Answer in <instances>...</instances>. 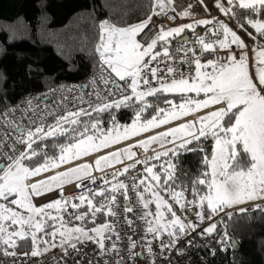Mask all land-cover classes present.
Masks as SVG:
<instances>
[{
	"label": "snow or ice",
	"instance_id": "6c2138e0",
	"mask_svg": "<svg viewBox=\"0 0 264 264\" xmlns=\"http://www.w3.org/2000/svg\"><path fill=\"white\" fill-rule=\"evenodd\" d=\"M172 3L151 0L146 19L133 24L94 22L92 54L98 71L85 85L60 89L78 91L70 101L73 107L62 101L38 113V105L27 99L26 108L17 105L0 112V253L16 256L20 241H31L25 257L55 247L67 253L65 245L78 252L77 244L91 241L99 255L119 256L117 226L121 218L133 226L128 213L142 221L140 239L146 243L140 246L150 256L153 241L162 253L171 250L206 219L214 222L197 235L212 236L223 225L215 243L226 251L230 238L224 217L230 220V209L246 213L249 209L240 205L264 200V0H215L225 19L212 16L167 30L153 24L154 15L174 10ZM199 3L204 5V0ZM204 8L211 15L208 6ZM190 9L178 15L187 18L193 15ZM197 25L211 27L200 35ZM154 29L155 36L143 43ZM186 29L195 37L192 47L182 36ZM239 33L250 39L251 48ZM176 37L180 39L173 49L169 38ZM121 109L132 111L130 123L117 118ZM25 118L28 123H21ZM189 153L198 158L197 172L181 164V156ZM61 167L63 171L54 172ZM48 172L54 174L35 179ZM98 181L99 186L92 187ZM73 183L87 189L75 197L79 203L63 194L64 186ZM56 190V199L36 205L35 198ZM121 203L122 213L117 211ZM252 210L264 212V205L254 204ZM98 215L114 219L97 224ZM89 222L96 226L87 228ZM127 239L128 258L134 261L142 253L134 251L136 240ZM194 239L187 245L199 247ZM115 264H124V258Z\"/></svg>",
	"mask_w": 264,
	"mask_h": 264
},
{
	"label": "trees",
	"instance_id": "16d2710c",
	"mask_svg": "<svg viewBox=\"0 0 264 264\" xmlns=\"http://www.w3.org/2000/svg\"><path fill=\"white\" fill-rule=\"evenodd\" d=\"M214 3L215 0H204L209 11ZM150 4L151 0H0V110L53 85L85 83L98 70L92 54L94 22L110 19L121 25L125 21L137 23L146 19ZM207 27L197 25L195 31ZM249 30L255 34L254 29ZM184 35L194 37L187 29ZM240 35L252 45L244 33ZM169 98L178 102V97ZM161 106H164L162 100ZM132 117L130 109L117 113L121 123H130ZM55 151L51 150L50 154ZM180 160L193 173L200 168L197 156L192 153L181 156ZM73 202L79 203L76 199ZM84 210L86 206L80 209ZM105 219L111 217L98 215L96 223L102 224ZM224 220L228 237L235 242L231 251L223 253L228 264H264V212L241 213ZM94 225L89 222L86 227ZM218 226L220 230L223 227ZM18 243L17 255L30 254V240ZM195 243L204 250L198 240ZM3 257L7 256L0 253V258ZM221 260L212 259L210 264H223Z\"/></svg>",
	"mask_w": 264,
	"mask_h": 264
},
{
	"label": "built area",
	"instance_id": "2783aa9c",
	"mask_svg": "<svg viewBox=\"0 0 264 264\" xmlns=\"http://www.w3.org/2000/svg\"><path fill=\"white\" fill-rule=\"evenodd\" d=\"M189 5H191L190 10L193 15L187 18H181L178 14L185 10H188ZM171 9H174V10H169L166 16L161 15L157 17L154 15L153 24H156V25L163 24L165 26V30H167V28H170V27H176L182 24L193 23L194 20L199 21L202 19H210L212 16H216V17H219L220 19H224L223 16L219 13V11L213 5L211 6V10H210L211 15H209L207 12H205V8L199 3L198 0H173ZM169 16H173L176 18L175 20H170L168 19ZM208 27H211V26L209 25ZM149 28H152V24L149 25ZM147 31L148 29H145V32ZM156 31H158V29H154L151 33H149V39H145L142 42L143 43L150 42V38L155 36ZM195 32L200 35H205L206 30L203 29L201 31V29H197ZM210 35L211 34L208 33V35L206 36V39L210 37ZM141 36H143V33H141ZM183 37L189 40L188 46L192 47L193 46L192 41H194L195 37H190L188 35H184ZM242 38L244 37L242 36ZM137 39H140V37L138 36ZM179 39L180 37L175 39L172 42L173 49L177 47V40ZM245 43L248 44L246 40H245ZM261 43H264V41H261ZM219 54L221 56L224 55L222 51ZM207 58L211 59L213 57L207 56ZM161 67H163V65H161ZM182 67L186 68V66H182ZM161 75H163V73H161ZM89 79L83 84L62 83L60 85L48 88L45 91L36 92L34 94L29 95L22 101H19V102H16L14 104L7 106L6 108L0 110V112L5 111L9 107H16L17 105H19L20 108H26L27 104L25 103V101L27 99H32V103L34 106L38 105V108H37L38 113L41 110H47L46 106L47 108L55 109L57 108V105L60 104L62 101L64 104H67L69 108H71L73 107V105L70 101L72 97L78 95V91L74 89L72 92L62 93L60 91L61 86L70 87L74 85H85L88 83ZM88 91H91V89L90 88L84 89V92H88ZM64 96H67L68 99L65 100ZM31 115L32 113L29 112V116ZM20 116H21V112L18 110L16 112V117H20ZM191 118L192 117H189V119ZM50 121H53L51 116L48 117V122ZM20 122L24 124L28 123L26 118L21 120ZM68 166L70 167L71 165H68ZM117 167H119V165ZM139 168L140 166H137V170H139ZM58 171H63V167L54 170V172H58ZM106 171L111 172L112 169H108ZM54 172L44 173L41 176L36 177L35 179H43L44 176H50L54 174ZM95 175L99 176L101 175V173L96 172ZM108 179H111V176H109ZM85 183H87V181H85ZM99 184H100V181L97 182V185H92V187H98ZM82 191H87V189H77L74 183L65 185L63 188V194L66 197L72 198V200H75V197L79 196ZM55 193L57 195L56 197H58L59 190L56 191ZM97 202H99V200H97ZM254 204L264 205V200H257L254 202H249L247 204L240 205L239 207L249 209L248 212L243 213V214H250L254 212V210H252L254 207ZM117 211L120 213L123 212L122 203H121V207L118 208ZM230 211L234 212L233 216L241 214L236 209H230ZM255 211H258V210H255ZM68 212L69 213L73 212V209L69 207ZM128 216L130 219L133 220L132 227H129L126 223H124L123 218H121V221L119 225L117 226V231L120 233V237H121V239L117 241V245L120 248L119 256H117L115 252L101 256L99 255L98 247L95 244H93L91 241H87L85 244H77V248L79 249L78 252L72 248H69L67 250V253H64V254L54 251L50 253H44L38 257H31L30 255L27 257H25L24 255L7 256V257L0 258V264H89V260H91L92 264H104V261H108V264H115V261L119 259L120 257L124 258V264H210V261L215 258H217L218 260L222 258L221 262L223 264H228L225 254L223 255V253L232 250L233 247L231 246V244L233 241L229 239L228 241L229 246L226 251L220 250V245L215 243V240L218 238V234H221V230L219 229V226L217 228V234H213L212 236H206L203 239L197 235V233L202 231L204 227H207L209 223H212L214 221H208V220L205 221L203 224L200 225V227L196 230V232L191 233V235L186 236L183 239H180L174 248H172L171 250L165 249L163 253L160 251L159 243L157 241H153L152 249H153L154 256H150L147 253L146 248L140 246L141 244L146 243L145 241L140 239V236L142 234V229H143L142 221L138 220L134 213H128ZM221 216H224V214L221 213ZM113 219L114 218H111L110 220H113ZM191 219H193V221L195 222V217H191ZM214 219L219 220L220 217H215ZM129 236H131L133 240H136L138 242V246L134 251L137 253H142V255L135 257L134 261L128 258V239L127 238ZM193 238H195L194 245H197L195 242L196 240H198L202 246L210 244V247H205L203 250L197 246H188L186 243L187 240H193ZM112 239L115 240V236H113ZM149 239H151V237H149ZM163 239L167 241L168 237L165 235ZM105 246L106 247L110 246V241L106 240ZM212 248L216 249V253L214 256L211 254ZM180 249L183 250L182 255L177 254V251Z\"/></svg>",
	"mask_w": 264,
	"mask_h": 264
},
{
	"label": "rangeland",
	"instance_id": "374dc122",
	"mask_svg": "<svg viewBox=\"0 0 264 264\" xmlns=\"http://www.w3.org/2000/svg\"><path fill=\"white\" fill-rule=\"evenodd\" d=\"M252 47V45H250V48ZM142 138V137H141ZM49 194H46V195H43V196H41V197H39V198H35V203H36V205L37 206H39V205H42V204H44L45 203V201L47 200V199H53V198H55L57 195H56V193L55 192H53L52 194H50L49 196H48ZM49 202V201H48ZM153 207H154V205H153ZM96 225H94V226H92V227H95ZM91 227V228H92ZM56 243H59V241L57 240L56 241ZM43 247H45V245H43ZM43 247H41V248H43ZM65 248H69L68 247V245H65L64 246ZM59 252V253H61V254H64L65 252L60 248V247H55V248H52V249H50L48 252H46V253H50V252Z\"/></svg>",
	"mask_w": 264,
	"mask_h": 264
},
{
	"label": "crops",
	"instance_id": "0c3cea01",
	"mask_svg": "<svg viewBox=\"0 0 264 264\" xmlns=\"http://www.w3.org/2000/svg\"><path fill=\"white\" fill-rule=\"evenodd\" d=\"M218 10V9H217ZM219 11V10H218ZM209 59V58H208ZM153 147H156V145H153ZM100 154H103V153H100ZM89 158V157H88ZM88 158H86L87 160H88ZM92 159H93V157H91ZM91 159V160H92ZM91 160H89V161H91ZM77 163H80V161H77ZM109 169H111V168H109ZM106 170H108V169H106ZM56 191H58V190H56ZM56 191H53V192H56ZM52 193V192H51ZM48 194H50V193H48ZM57 197H55V198H53V199H47L46 201H45V203L46 202H48V201H52V200H54V199H56ZM153 209H154V207H153Z\"/></svg>",
	"mask_w": 264,
	"mask_h": 264
},
{
	"label": "bare ground",
	"instance_id": "6f19581e",
	"mask_svg": "<svg viewBox=\"0 0 264 264\" xmlns=\"http://www.w3.org/2000/svg\"><path fill=\"white\" fill-rule=\"evenodd\" d=\"M60 84H62V83H60ZM60 84H57V85H60ZM57 85H53V86H57ZM53 86H51V87H53ZM51 87H48V88H51ZM48 88H46V89H48ZM46 89H44V90H42V91H45ZM40 92V91H39ZM92 158L91 157H89L88 158V160H91Z\"/></svg>",
	"mask_w": 264,
	"mask_h": 264
}]
</instances>
